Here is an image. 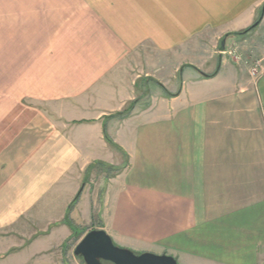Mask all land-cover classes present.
<instances>
[{"label":"crops","instance_id":"crops-1","mask_svg":"<svg viewBox=\"0 0 264 264\" xmlns=\"http://www.w3.org/2000/svg\"><path fill=\"white\" fill-rule=\"evenodd\" d=\"M263 3L15 0L0 64V264H62L68 212L79 240L103 229L179 264H262L264 49L235 32ZM226 34L223 52L208 47Z\"/></svg>","mask_w":264,"mask_h":264},{"label":"rangeland","instance_id":"rangeland-1","mask_svg":"<svg viewBox=\"0 0 264 264\" xmlns=\"http://www.w3.org/2000/svg\"><path fill=\"white\" fill-rule=\"evenodd\" d=\"M14 1L15 0H0V64H6L8 59H10L7 56V52H8L7 49H8V46L10 45V42L7 40V38H8L7 28H8V26H10V28H12L14 25L12 23L8 24L7 18L11 17L10 19H12L13 12H14L13 7L16 6L14 4ZM8 7H10L11 9H8ZM256 21L258 23L256 26L253 27V29H251L250 31H248L245 34H237V35H239L240 37H244V36L248 37L247 38L248 40L246 39L247 41H246V43H244V45L245 46L246 45L247 46L248 45L253 46V48L252 47L250 48L253 50V51H251L252 55L253 54L256 55L257 53L259 55H262L261 51L264 49V39H263V37H264L263 36V33H264V13H263V15H261V10H260V14L258 15V18L256 19ZM14 29H16V28H14ZM20 32H23L21 27H20ZM232 35H235V34H229V35L226 34V35H223L222 37L220 36L221 38L219 37L220 39L215 40V42H213V43L210 42L211 40H209L207 42L208 47H212V49H215L216 51L220 52L219 48H220V43H221V40L223 39V37L226 36V41H227L228 37H231ZM16 36H18V35L16 34ZM226 41H225V47H226ZM15 43L20 44L22 42L19 41V42H15ZM238 46L241 50L247 48L245 46L242 48L243 44L242 45L238 44ZM258 49H260V50H258ZM10 54L11 55L13 54L15 56L18 55L16 48L14 49V51L10 50ZM226 58L230 62L231 59L227 55H226ZM15 59H17V58H15ZM113 173H114V170H112V173H110V174H113ZM67 219H68L70 227H71L72 237H70L64 243V245H61L60 248H58L57 250L56 249H54V250L57 254H59L61 256V258H62L61 263L62 264H84L81 257L75 256L73 254V249H74L75 245L79 242L78 235H80V233L82 232V230L84 228L82 225L76 223L75 218L72 217V212H68ZM46 242L52 246L51 248H55V246L60 243V238L54 239L52 237H47ZM115 245H117V244H115ZM117 246H119V245H117ZM24 250H27V253H28V252H30L31 248H27V249L25 248ZM134 253L138 254L137 252H134ZM262 264H264V262Z\"/></svg>","mask_w":264,"mask_h":264},{"label":"water","instance_id":"water-1","mask_svg":"<svg viewBox=\"0 0 264 264\" xmlns=\"http://www.w3.org/2000/svg\"><path fill=\"white\" fill-rule=\"evenodd\" d=\"M263 13L264 3L261 7V15ZM257 23V21L254 22L252 27ZM225 41L226 36L221 40L220 52L225 49ZM73 254L81 257L84 264H103L102 261L111 264H178L174 256L166 253L141 252L136 254L128 248L117 246L103 229L88 230L75 245Z\"/></svg>","mask_w":264,"mask_h":264},{"label":"built area","instance_id":"built-area-1","mask_svg":"<svg viewBox=\"0 0 264 264\" xmlns=\"http://www.w3.org/2000/svg\"><path fill=\"white\" fill-rule=\"evenodd\" d=\"M259 74V62L256 61L250 68V75L253 77L258 76Z\"/></svg>","mask_w":264,"mask_h":264},{"label":"trees","instance_id":"trees-1","mask_svg":"<svg viewBox=\"0 0 264 264\" xmlns=\"http://www.w3.org/2000/svg\"><path fill=\"white\" fill-rule=\"evenodd\" d=\"M256 22V21H255ZM251 29H253L252 25L249 26L248 28L240 31V32H235V34H245L247 33L248 31H250ZM131 106H129L128 108L124 109L122 112H120L119 114L120 115H125L127 113V111L130 109ZM108 139V138H107Z\"/></svg>","mask_w":264,"mask_h":264},{"label":"flooded vegetation","instance_id":"flooded-vegetation-1","mask_svg":"<svg viewBox=\"0 0 264 264\" xmlns=\"http://www.w3.org/2000/svg\"><path fill=\"white\" fill-rule=\"evenodd\" d=\"M102 263H103V264H111V263H109V262H106V261H102Z\"/></svg>","mask_w":264,"mask_h":264}]
</instances>
